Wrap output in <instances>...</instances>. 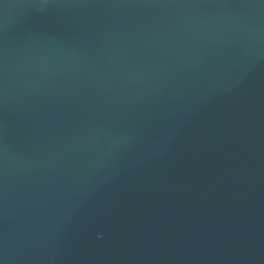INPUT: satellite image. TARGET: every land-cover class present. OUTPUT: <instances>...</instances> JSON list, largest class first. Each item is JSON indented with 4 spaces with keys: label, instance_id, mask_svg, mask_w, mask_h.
Listing matches in <instances>:
<instances>
[{
    "label": "water",
    "instance_id": "95a60500",
    "mask_svg": "<svg viewBox=\"0 0 264 264\" xmlns=\"http://www.w3.org/2000/svg\"><path fill=\"white\" fill-rule=\"evenodd\" d=\"M0 264H264V0H0Z\"/></svg>",
    "mask_w": 264,
    "mask_h": 264
}]
</instances>
